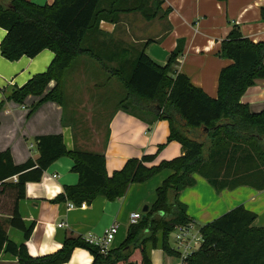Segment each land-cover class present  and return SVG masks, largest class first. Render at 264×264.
I'll return each instance as SVG.
<instances>
[{"label":"trees","instance_id":"16d2710c","mask_svg":"<svg viewBox=\"0 0 264 264\" xmlns=\"http://www.w3.org/2000/svg\"><path fill=\"white\" fill-rule=\"evenodd\" d=\"M162 4L163 0H53L40 6L26 0H0V28L6 32L0 42L1 56L13 62L43 50L54 54L46 71L15 88L9 100L22 104L35 96L41 97L36 107L47 101L63 105L65 74L78 57L87 56L121 82L125 94L119 108L148 124L166 121L167 141L178 142L183 152L153 167L146 166L152 155L131 158L110 176L102 153L68 151L60 134L37 137L38 157L21 165L13 163L8 151L0 152V196L8 194L12 201L7 213H0V254L15 256L19 264H63L73 249L82 248L92 256L91 264H151L146 246L159 242L164 254L178 258L170 236L191 222L179 195L195 184V175L216 192L242 186L264 190V111L251 112L241 102L246 89L264 79V42H252L237 27L230 30L217 56L231 64L221 69L217 95L211 98L175 69L179 46L166 65L159 66L145 52L148 43L119 45L99 29L101 21L118 24L126 14H139L147 22L163 19L169 9L163 11ZM260 18L264 21V7ZM52 81L54 87L45 93ZM62 157L72 160L78 182L65 187L55 201L75 206L90 204L97 197L115 201L131 184L146 182L163 170L172 174L155 190V201L140 220L129 225L118 248L102 253L84 238H66L58 252L32 258L24 244L8 239L6 227L22 232L24 240L29 238L33 226L25 227L18 212L24 187L40 181ZM256 218L240 205L204 224L199 228L201 244L184 264H264V228L253 225Z\"/></svg>","mask_w":264,"mask_h":264},{"label":"crops","instance_id":"0c3cea01","mask_svg":"<svg viewBox=\"0 0 264 264\" xmlns=\"http://www.w3.org/2000/svg\"><path fill=\"white\" fill-rule=\"evenodd\" d=\"M26 1L40 6L53 2ZM262 7L264 0H163L161 9H169L163 19L147 22L137 14H126L121 16L118 24L101 21L99 29L119 45L137 47L148 43L145 52L159 66H165L171 52L179 46L181 52L175 69L193 86L215 98L219 73L231 64L217 56L221 41L237 27L252 42H264ZM5 34L0 28V42ZM53 58L54 54L49 50L13 62L0 54V152L8 151L15 165L38 157L37 137L57 134L62 135L68 151L102 153L109 176L131 158L152 155L154 159L146 166L153 167L182 156L181 145L167 141L169 128L166 121L148 124L119 108V101L125 94L121 82L87 56L78 57L65 74L64 95L70 100L65 106L47 101L36 107L41 97L35 96H28L22 104L9 100L15 88L45 72ZM54 85L50 82L45 93ZM241 102L251 112L264 111V79H257L248 87ZM84 108L95 109L94 114L85 117L84 110L79 111ZM104 122L105 137L103 143L96 146L89 141L99 139L98 131ZM72 166L70 158L62 157L46 169L40 181L26 183L24 198L18 202V212L25 227L33 226L27 240L22 232L6 227L8 239L17 245L24 244L32 258L58 252L66 238H100L114 223L118 224V232L109 250L118 248L126 237L130 215H142L144 208L154 203L155 190L172 174L170 170H163L146 182L131 184L120 199L108 201L97 197L90 204L83 203V206L69 210L67 202H56L55 199L65 187L77 184L78 175L72 172ZM194 178L195 184L179 195L193 228L199 230L240 205L257 215L255 227L264 228V190L242 186L216 192L200 176ZM146 251L151 264L178 263L177 258L163 253L159 242L155 246L147 244ZM92 260L87 250L75 248L63 264H91ZM0 264L19 263L15 256L2 252Z\"/></svg>","mask_w":264,"mask_h":264},{"label":"built area","instance_id":"2783aa9c","mask_svg":"<svg viewBox=\"0 0 264 264\" xmlns=\"http://www.w3.org/2000/svg\"><path fill=\"white\" fill-rule=\"evenodd\" d=\"M67 209H74L75 206L71 202H67ZM83 206V203L80 205ZM141 218V215L138 213H132L130 215V225L136 224ZM61 227V225H59ZM195 231L193 232V230ZM118 232V224H112L107 230H105L104 234L100 238L95 237H86L85 240L100 248L102 253H106L109 251V246L114 240ZM173 241L175 243V247L173 249L177 251L179 257L177 258V264H184L186 259L195 251L198 250L201 244V235L199 230L193 228L191 223H188L185 226H180L175 229V231L171 234Z\"/></svg>","mask_w":264,"mask_h":264},{"label":"rangeland","instance_id":"374dc122","mask_svg":"<svg viewBox=\"0 0 264 264\" xmlns=\"http://www.w3.org/2000/svg\"><path fill=\"white\" fill-rule=\"evenodd\" d=\"M137 15H139V14H137ZM99 67H100V65H99ZM67 101L70 102V100H68V98H66L65 95H64V99H63L64 106L67 104ZM68 104H70V103H68ZM68 110H70V109H68ZM80 110H84V112H85V115L84 116L87 117L91 113L94 114V110L95 109H93V108H84V109H79V111ZM103 119L106 121V117L105 116L103 117ZM93 128L94 129H97L95 125H94ZM105 128H106L105 122L103 124L101 123L100 129L98 131V137H99V139L98 140H92V141H89V142H91L92 144H95L96 146H99V143L100 144L103 143V139L105 137ZM7 196H8V194L5 195V196H0V213H3V214L7 213V211L10 209L11 203H12L11 199L9 197H7ZM194 231H195V229L193 230V232ZM170 245L172 247H175V243L173 241L172 236H170Z\"/></svg>","mask_w":264,"mask_h":264},{"label":"water","instance_id":"95a60500","mask_svg":"<svg viewBox=\"0 0 264 264\" xmlns=\"http://www.w3.org/2000/svg\"><path fill=\"white\" fill-rule=\"evenodd\" d=\"M147 211V207L144 208L143 213ZM144 218V215L142 216V219ZM127 264H134V263H127Z\"/></svg>","mask_w":264,"mask_h":264}]
</instances>
